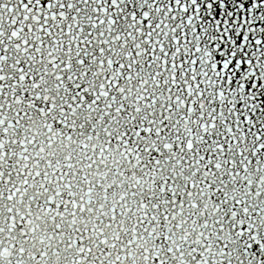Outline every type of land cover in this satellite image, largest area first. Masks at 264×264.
Wrapping results in <instances>:
<instances>
[{
  "label": "snow or ice",
  "instance_id": "snow-or-ice-1",
  "mask_svg": "<svg viewBox=\"0 0 264 264\" xmlns=\"http://www.w3.org/2000/svg\"><path fill=\"white\" fill-rule=\"evenodd\" d=\"M0 264H264V0H0Z\"/></svg>",
  "mask_w": 264,
  "mask_h": 264
}]
</instances>
